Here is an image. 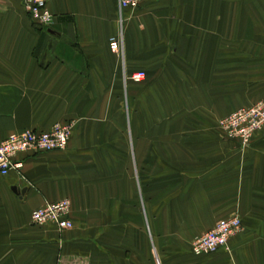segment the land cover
I'll use <instances>...</instances> for the list:
<instances>
[{
    "label": "crops",
    "instance_id": "0c3cea01",
    "mask_svg": "<svg viewBox=\"0 0 264 264\" xmlns=\"http://www.w3.org/2000/svg\"><path fill=\"white\" fill-rule=\"evenodd\" d=\"M166 8L190 14L174 9L168 25ZM48 9L52 23L39 29L19 0H0V141L74 122L65 150L19 155L22 168L0 176V264H264V130L244 153L215 142L210 127H180L168 141L166 129L134 126L129 80L142 70L147 88L208 86L198 71H228L247 38L260 55L253 94L264 98V0H148L125 14L121 57L108 48L117 0H50ZM202 20L204 34L182 28ZM63 199L71 229L31 223L33 210ZM233 215L243 229L228 251L191 253L194 237Z\"/></svg>",
    "mask_w": 264,
    "mask_h": 264
},
{
    "label": "rangeland",
    "instance_id": "374dc122",
    "mask_svg": "<svg viewBox=\"0 0 264 264\" xmlns=\"http://www.w3.org/2000/svg\"><path fill=\"white\" fill-rule=\"evenodd\" d=\"M19 1L21 2V0ZM49 1L50 0H46L45 10L51 16V25L53 16L48 9ZM147 1L148 0H144L135 10L125 11L121 18L118 15L117 7L116 22L119 33L117 36L109 39L108 48L111 39H119L121 45L120 52L114 53L118 55V57H121L120 54L122 53L123 31L127 20L125 14L127 12H135L136 10H139L140 7H142ZM174 9H177V11L181 12V14H184V11H186L184 8L181 10L178 8H166L165 10H162L161 12H164V14L167 15L168 20L171 19L168 25L173 23L171 15L174 14ZM186 12L190 14V8H187ZM151 13H156V11L153 10ZM199 15V17H203L202 12L200 11ZM27 16L30 18L35 27L39 29L43 28L36 26L29 14H27ZM207 25L208 24L202 20L200 23H183L182 28L185 31L190 30L191 32H200V34H204L203 32L206 31ZM213 25L215 26L214 29L217 30L219 24H212L211 27ZM241 25V30L243 31L248 33L252 30L255 31L254 27H252L250 23H244ZM238 26V22H231V30H239ZM186 33L190 32L188 31ZM240 41L245 42L246 50L240 57L238 55H232L230 65H228L230 66L228 71L222 72L221 70L215 69V71L210 74L209 78H207L208 71H206L205 68L198 71L199 82L209 83L210 85L208 86L205 85L191 88V86L184 85L176 87L151 85L147 88L146 85L148 84L144 82V72L142 70L136 71L135 73H142L143 77L140 81H134L131 79V76L129 77V80L134 83L131 89V94H134L135 102L134 126H148L154 129L152 133H158L157 129L159 128L164 130L166 129V137L168 141H174L176 139V129L180 127L188 129L196 126L200 128L210 127L213 130L211 138H214L215 142L229 143L235 146L234 148L238 152L242 153L249 150V148H251L252 145L260 139V133L264 130V119H262V116H264V98L259 97L255 99L253 94L256 88L255 84L257 83L256 77L260 73V71L256 70L257 65H255L254 62L258 60L260 55L257 54V49H254V46L249 44V42L253 40L246 38ZM232 48H234V52H236L237 46H232ZM226 66L227 64L225 67ZM132 90L134 93H132ZM120 94L122 99V108L126 111L128 94L125 84H123V87L120 88ZM223 99L225 102L230 99L231 109L223 110L221 103ZM207 107L209 109H207ZM213 107H217L218 111H213ZM212 112L219 114L220 117L212 118ZM253 113L258 114V116L255 117ZM195 114H199V118L198 116H195ZM144 115H146V118H143ZM258 122L261 123L254 128L256 126L255 124ZM66 123H72L73 129L74 122ZM129 124L133 125L132 119H129ZM127 125V119H119L114 123V126L125 127ZM252 125L254 127H252ZM249 127L254 129L247 131V128ZM151 136L158 140L159 134H151ZM198 137L206 138L205 134H199ZM150 153L152 158H157L156 150H151ZM196 237H194L190 242V251L191 245ZM222 249L227 251L229 250L228 248H220L218 250Z\"/></svg>",
    "mask_w": 264,
    "mask_h": 264
},
{
    "label": "built area",
    "instance_id": "2783aa9c",
    "mask_svg": "<svg viewBox=\"0 0 264 264\" xmlns=\"http://www.w3.org/2000/svg\"><path fill=\"white\" fill-rule=\"evenodd\" d=\"M118 15L127 10H135L144 0H117ZM22 6L38 27L50 25L51 16L45 10L46 0H21ZM121 20V19H120ZM119 39H111L109 49L112 53L120 52ZM142 73H134L131 79L140 81ZM255 117L258 114L253 113ZM264 119V116H262ZM261 122L256 123V128ZM249 127L247 131L254 128ZM72 123H57L47 131L24 130L13 133L0 141V176H6L13 170H20L22 163L16 158L23 154H40L52 151L65 150L71 136ZM70 202L67 199L55 203H46L33 210L30 221L37 226L52 225L58 231L72 228L69 219ZM242 231V223L237 215L220 219L213 228L197 236L192 245L191 252L195 256L209 255L220 248H228L230 238Z\"/></svg>",
    "mask_w": 264,
    "mask_h": 264
}]
</instances>
